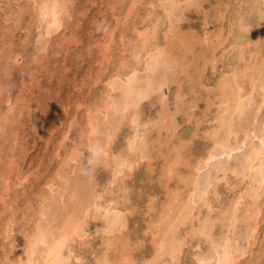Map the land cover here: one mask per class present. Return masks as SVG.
Returning a JSON list of instances; mask_svg holds the SVG:
<instances>
[{
  "label": "rangeland",
  "instance_id": "374dc122",
  "mask_svg": "<svg viewBox=\"0 0 264 264\" xmlns=\"http://www.w3.org/2000/svg\"><path fill=\"white\" fill-rule=\"evenodd\" d=\"M60 1L0 0V264H48L51 259L55 264H93L100 251L98 239L86 237L100 225L99 219L110 216L109 207L118 197L128 208L122 220L127 242L135 248L123 252L124 264L128 258L131 264H143L153 257L150 221L158 223L169 198L177 202L190 197L193 215L178 229V237L186 241L178 264H264V188L254 214L245 216L247 223L257 225L255 231L235 220L229 234L216 221L212 234L220 244L214 254L203 238L189 235L193 226L214 220L231 204L244 215L245 201L255 199L264 184L262 162L251 163L250 180L237 182L238 174L251 166L252 151L264 150V91L259 89L264 90V0ZM155 21L157 34L151 40ZM165 32L179 36L180 42L168 57L163 54ZM141 34L149 37L148 55L141 52ZM135 51L144 53L145 69L134 63ZM121 64L137 68L132 86L134 96L143 100L133 131L124 125L114 137L111 170L103 151L124 116L120 110L126 102L125 86L116 77L126 69ZM224 76H231L239 102L251 100L234 122L240 142L227 150L213 147L209 136L218 111L214 90ZM247 127L251 133L244 139ZM87 129L92 132L86 134ZM80 142L89 149L76 150ZM126 147L138 149L144 160L131 167L132 174L117 188L110 182L125 162ZM209 150L213 159L198 164ZM72 152L73 168L63 179L58 173ZM165 163L173 179L164 187L160 174ZM193 164H198V178L191 184L187 169ZM214 185L217 197L209 192ZM245 188L247 193L240 195ZM150 199L152 211L147 209ZM110 232L117 234L114 228ZM224 232L226 240L221 241ZM42 239L41 255L29 262L27 252ZM83 239L88 241L82 246Z\"/></svg>",
  "mask_w": 264,
  "mask_h": 264
},
{
  "label": "bare ground",
  "instance_id": "6f19581e",
  "mask_svg": "<svg viewBox=\"0 0 264 264\" xmlns=\"http://www.w3.org/2000/svg\"><path fill=\"white\" fill-rule=\"evenodd\" d=\"M62 3L64 0H61ZM60 1V2H61ZM160 1H164V0H160ZM179 2V1H178ZM58 6V5H57ZM56 7V5H55ZM59 7V6H58ZM45 8V7H43ZM42 9V8H40ZM51 9V8H50ZM57 9V8H56ZM55 9V10H56ZM61 10V6L59 8ZM246 9V8H245ZM59 10V12H61ZM62 10H64V8H62ZM238 11V10H237ZM42 13H44L42 11ZM57 13V11H56ZM160 14V13H159ZM43 17V16H42ZM220 18V17H219ZM57 19V17H56ZM57 21V20H56ZM55 21V22H56ZM156 23H153L152 26H150L151 28L153 27V34L152 36L150 37L151 40H154L155 39V34H157V21H155ZM207 22V21H206ZM54 23V22H53ZM251 23V22H250ZM257 23V22H256ZM56 24V23H55ZM54 24V25H55ZM238 25V24H237ZM149 26V25H148ZM262 26V25H261ZM49 27V26H48ZM243 30L246 31V27L241 24L240 26ZM136 29V28H135ZM160 29V28H159ZM248 31V29H247ZM144 33V31H143ZM152 33V32H151ZM179 33V32H178ZM191 33V32H190ZM172 34V33H171ZM171 34H168L167 32H165L164 34V37L166 38V44L163 46L165 48V51L163 52L164 56H170L172 54V50H176V45L180 42H178V39H179V36L178 37H175L174 35H171ZM175 34V33H173ZM239 35V34H238ZM139 36V35H138ZM189 36V35H188ZM220 36V35H218ZM217 36V37H218ZM140 37V36H139ZM149 37H147L146 34L142 35L141 34V37L140 39L142 40L140 42L141 44V52H146V54L148 55L150 53V50H152V46L148 47L150 48V50H148V48H146V42H148V39ZM181 38V37H180ZM190 38V37H189ZM188 38V42L191 41L190 39ZM139 39V38H138ZM186 39V38H185ZM181 40V39H180ZM254 40V39H253ZM183 41V40H182ZM181 41V42H182ZM193 41V40H192ZM238 41V40H237ZM184 42V41H183ZM150 43V42H149ZM148 43V44H149ZM134 44V43H133ZM178 44V46H179ZM189 44H191L189 42ZM188 44V45H189ZM245 44V43H244ZM248 44V43H247ZM137 45V44H136ZM160 45V44H159ZM194 45V44H193ZM155 46V45H154ZM153 46V47H154ZM135 47V46H134ZM159 46H157V48L155 47V49H158ZM162 47V48H163ZM190 47V46H189ZM241 47V46H239ZM175 48V49H174ZM190 49V48H189ZM201 49V48H200ZM204 49V48H203ZM139 50V49H138ZM161 50V49H160ZM179 50V48H178ZM162 51V50H161ZM231 52V51H230ZM152 53V52H151ZM157 53V52H156ZM133 54V61L134 63L136 64L137 67H140L142 65H144L143 69H145V66L147 67L146 64L143 63L142 61V57L144 55H141V54H144V53H141L140 54V51L137 52L135 51ZM131 54V55H132ZM146 55V56H147ZM154 55V54H153ZM240 55H241V52H240ZM142 56V57H141ZM246 56V55H245ZM242 58V57H241ZM133 61H130V62H133ZM123 62V61H122ZM124 62L125 59H124ZM123 62V63H124ZM128 62V61H127ZM126 64H129V63H126ZM132 65V63H130ZM134 65V64H133ZM262 65V64H261ZM237 67V66H236ZM248 67V66H247ZM121 68L124 69V72L121 73V74H118V76L116 75H112V77L116 76L119 78V80L123 83V85L125 86L124 87V92H125V105L123 106V108H121V112L124 114L122 120L120 122H117V124L114 126L113 128V131H114V135H108L107 137V143L105 144V149H104V156H105V161L107 162V165L109 166V168L112 170V161H111V145H112V142L114 141V137L115 135H117V131L118 129L124 125H128V127H130V129L133 131L134 129V117L139 115L140 112H138V109H139V102L141 100H143V98L141 97H138V96H134V87L132 86V82L133 80H135V74L136 72H138L137 68L135 67H132V66H125L123 64H121ZM120 68V69H121ZM235 68V66H234ZM256 68V67H255ZM200 69V68H199ZM254 69V68H253ZM257 69V68H256ZM127 70V71H126ZM137 70V71H136ZM203 70V69H202ZM247 70V69H245ZM122 71V70H121ZM120 72V71H119ZM239 72H237L238 74ZM222 74V73H221ZM226 74V73H225ZM258 74V72H257ZM200 75V74H199ZM228 75V74H227ZM241 75V74H240ZM201 76V75H200ZM223 76V75H222ZM238 76V75H237ZM248 76V75H247ZM111 77V78H112ZM193 83V82H192ZM198 83V82H197ZM115 84V83H114ZM200 84V83H199ZM117 86V85H116ZM118 88V87H117ZM235 87V84L234 82L231 80V76H224L222 77L216 84L215 86V93L217 92V95L218 97H214L216 99H218V105L215 104L217 106V116L215 117V120L213 119V122H216L214 123L215 127L211 129L210 131V137L212 140V146L213 147H222L223 149H230V148H233L234 146H236V144H238L240 141H238V138H237V134H236V130L234 131V122L236 121V118L239 119V117L245 112L244 110H246V108L248 107L247 105H250V102L251 100H248L246 101L245 103H242V102H239L237 97L233 96V90H234ZM257 88V87H256ZM259 89H261V91H264L261 87H259ZM211 90V89H210ZM109 93L110 91H112V87H109ZM238 91V89H237ZM260 91V92H261ZM108 93V92H107ZM237 93V92H236ZM240 93V92H239ZM237 93V94H239ZM261 94V93H260ZM232 96V99L230 100V97ZM237 96V95H236ZM260 96V95H259ZM263 98V96H262ZM253 99V98H252ZM255 99V98H254ZM264 98L262 99V102H263ZM257 102V101H256ZM260 102V101H259ZM145 103V102H144ZM205 105H207L209 103V101L207 102H204ZM102 104V103H101ZM174 104V103H173ZM172 104V105H173ZM197 104V103H196ZM252 104V103H251ZM142 105V104H141ZM258 105V104H257ZM262 105V104H260ZM259 105V106H260ZM143 106V105H142ZM168 106V105H167ZM199 106V105H197ZM251 106V105H250ZM249 106V107H250ZM141 109V108H140ZM254 109V108H253ZM256 109V107H255ZM259 109H261L259 107ZM215 110V109H214ZM257 110V109H256ZM203 111V110H201ZM248 111V110H247ZM207 112V111H206ZM255 112V111H254ZM258 112V111H257ZM208 115V114H207ZM248 115V114H247ZM251 115V114H250ZM253 115V113H252ZM256 115V114H255ZM165 116V119H166V123H170L169 119H168V116H166V114L164 115ZM245 116V115H244ZM252 117V116H251ZM86 119V118H85ZM250 119V118H249ZM244 121V120H243ZM253 121V119H252ZM196 122V121H195ZM239 122V121H238ZM145 123V122H144ZM165 123V124H166ZM240 123V122H239ZM242 123V122H241ZM243 124V123H242ZM255 124V123H254ZM237 125V124H236ZM240 125V124H239ZM251 125V124H250ZM238 126V125H237ZM235 126V127H237ZM243 127V126H242ZM240 128V127H239ZM244 128V127H243ZM79 129V128H78ZM122 130V128H120ZM119 129V130H120ZM244 131V130H243ZM89 132H92V130L90 129H87L86 131V134H88ZM242 133V132H241ZM251 133V128L247 127V129L244 131V139L247 138L248 134ZM92 134V133H91ZM126 136V135H125ZM120 137V136H119ZM159 137V136H158ZM129 138V137H128ZM106 139V138H105ZM231 139H234L233 143H231ZM242 139V138H241ZM243 139V140H244ZM129 140V139H128ZM135 141V140H134ZM246 141V140H245ZM124 142V141H123ZM210 142V141H209ZM162 143V142H161ZM135 145V144H134ZM169 146V145H168ZM167 146V147H168ZM211 146V147H212ZM83 147V148H82ZM134 147V146H133ZM128 148L126 147V150L125 148L123 149V152L125 155H123V158L125 156V162L122 166H120V168H118L119 170L116 172V175H114V177L111 179V182L110 184H114L117 188H121L122 186H119L121 185L120 183H123L124 182V179L126 177H128L131 173L130 169L131 167H135L137 166V164L139 162H142L144 159L141 155V152L138 151V149H135V148ZM210 147V149H211ZM159 148V147H158ZM76 150L78 149H85V150H88L89 147H88V144L87 143H81L77 146V148H75ZM96 149V148H95ZM94 149V151H96ZM160 150V149H159ZM162 150V149H161ZM212 150V149H211ZM81 151V150H80ZM182 151V150H181ZM184 151V150H183ZM229 151V150H228ZM234 151V150H233ZM111 152V153H110ZM168 153V152H167ZM201 153V152H200ZM113 154V153H112ZM205 156H203V159L201 160H197L199 161L198 164H200L202 162V160L206 161V162H209V160L213 159L214 155L212 156L211 155V152L210 150L207 151V153L205 152ZM164 155V154H163ZM162 155V156H163ZM230 155V154H229ZM69 156V155H68ZM74 156V153L72 152L71 155L68 157V159L65 161V164H63V166L61 167V169L59 170V176H61L63 179L66 177V174L69 173L68 171H72V165H71V160ZM171 156V154H170ZM173 156V155H172ZM177 156V154L175 155V157ZM166 157V156H165ZM181 157V156H180ZM193 157V156H192ZM122 158V159H123ZM171 158V157H170ZM172 159V158H171ZM176 159V158H175ZM174 159V160H175ZM179 159V158H177ZM192 159V158H191ZM142 160V161H141ZM190 160V159H189ZM249 162L248 164H251L252 162L253 163H259V162H262L264 163V150L261 149V150H256L254 149L251 153V156L250 158L248 159ZM104 161V163H105ZM171 161V160H170ZM176 161V160H175ZM179 161V160H178ZM178 161H176L177 163H179ZM188 161V160H187ZM214 161V160H213ZM158 162V161H157ZM167 162V160H166ZM182 162V161H181ZM185 162V161H184ZM191 162V161H190ZM103 163V162H102ZM148 163V162H147ZM175 163L177 166L179 165ZM189 164V161L186 162ZM186 163H183L186 164ZM166 164V163H165ZM174 164V163H173ZM174 164V165H175ZM197 164V165H198ZM175 165V166H176ZM197 165H192V168L187 169L189 171V175H190V183H195L197 178H198V171L196 170L197 168ZM106 166V165H105ZM140 166V165H139ZM168 165L166 164L165 166H163V169H162V172L160 174V181H162V183L164 184V187L166 185V183H169L171 180V178L173 179L172 177V174H171V170H170V167H167ZM150 169H151V166L149 165ZM182 167V166H181ZM184 167V166H183ZM186 167H188V165H186ZM191 167V165L189 166ZM58 168V167H57ZM138 168V167H137ZM182 170L183 168H180L178 170ZM185 169V168H184ZM180 170V171H181ZM177 172V174H179V172ZM253 171H254V166H249L247 172H244V173H241V174H238V180L237 182L239 181L240 183H244L243 181L247 178V179H251V176L253 174ZM103 172V171H102ZM108 172V171H107ZM152 172V171H151ZM160 172V171H158ZM186 172V171H185ZM57 173V172H56ZM173 173V171H172ZM176 172H174L175 174ZM180 175H181V172H180ZM178 176V175H177ZM175 177V176H174ZM179 177V176H178ZM183 177V176H182ZM158 178V177H157ZM159 179V178H158ZM176 179V178H175ZM181 179V177L179 178ZM178 179V180H179ZM185 179V178H183ZM51 180V179H50ZM157 180V179H156ZM177 180V179H176ZM175 180V181H176ZM230 180V179H229ZM175 181L173 184H175ZM177 182V181H176ZM126 183V182H125ZM63 184V183H62ZM97 184V183H96ZM109 184V183H108ZM160 184V183H159ZM185 184V183H184ZM188 184V183H187ZM60 186V185H59ZM128 186V185H127ZM192 186V185H190ZM189 186V187H190ZM233 186V185H232ZM63 186H60L59 188H62ZM125 187V186H124ZM161 187V186H160ZM174 187V186H173ZM181 187V186H180ZM236 185L233 186V188H235ZM66 188V187H64ZM179 188V187H178ZM219 188V187H218ZM222 188V187H221ZM257 188V187H256ZM263 188H264V184H262L258 191L256 192V196H255V199H249L247 201H245V197H242L245 201V213L244 215L241 214V209L235 205V204H231L229 205L230 207H226L224 212L223 213H220L218 216L215 217L214 220H211L210 219H206V222L203 221V223L199 226V228L195 229V227L193 226L192 229L190 230V237L192 238L193 236H197L199 238H203L206 242H208L210 244V248H209V252L211 253H216V246L218 245V243L220 242L217 238H215L212 234V226L215 224L216 221H218L221 226L223 227L224 231L225 232H230L229 234H232L231 233V229L233 228V223L235 220H238L240 223H242V225H245V227L249 228V230H251L250 227H252V229H254L253 227L257 226L255 224H253L252 226V223H247V218L245 217L246 215H252L254 214V207L258 204H256L257 200H258V194L260 192H263ZM106 189V187H105ZM127 189V188H126ZM66 190V189H65ZM107 190V189H106ZM103 191V189H102ZM186 191V190H185ZM216 185H214L212 187V190H210L209 192L213 193V195H215L216 197L218 196V193L216 192ZM239 191V190H238ZM242 191V190H241ZM67 192V190H66ZM172 192H174L172 190ZM220 192V191H219ZM65 193V192H64ZM110 193H112V189H110ZM239 193V192H238ZM247 193V188L244 189L243 192L240 193V195H244ZM167 194V192H166ZM100 195V194H99ZM112 195V194H111ZM120 195V194H119ZM146 195V194H145ZM126 196V195H125ZM183 196V195H182ZM237 196V195H236ZM72 197V196H71ZM104 197V195H103ZM118 197V196H117ZM76 198V197H75ZM191 198V197H190ZM188 198V200L190 199ZM87 199V198H86ZM119 199V197L116 199V201H114L110 207H109V214L110 216L107 217L106 219H99V222L100 225L97 226L95 225L93 227V229L90 231V233H88L87 237L86 238H89V237H93V235H96L97 239H98V245L100 247V251H98V253L96 254V257L94 258V262L93 264H124L122 263V257L123 256H126L127 253L125 252V254H123L124 251H131L133 250L134 251V243L133 245H130V243H128V238H127V225L124 221V219L122 220V216H126V213L128 211V208L124 205V202H119L117 201ZM263 199V198H262ZM74 200V199H73ZM123 200V199H122ZM154 200V199H153ZM152 199H150V203L148 204V211H152L154 210L153 208V201ZM169 202H165L166 203V206H168L167 210L166 208H162L161 210V213L160 216H159V219H158V223L155 224L156 221H150V224L147 228V230L149 231V233H151V246H152V251H153V254H152V258L150 259H146L145 262H143V264H178L179 262V257H180V253L182 251V248L183 246H185V239L184 238H181V237H178V229L182 226H186L188 224V221L190 220L189 218L191 217V214H192V208L190 207V202H187L186 199L184 200H178L177 202H174V198H169ZM211 200V199H210ZM209 200V201H210ZM85 201V200H84ZM87 201V200H86ZM112 201V200H111ZM110 201V202H111ZM128 201V200H127ZM162 201V200H160ZM215 201V200H214ZM259 201V200H258ZM212 202V201H211ZM219 202V201H218ZM81 203V201H80ZM85 203V202H84ZM87 203V202H86ZM137 203V202H135ZM164 203V205H165ZM221 203V202H220ZM68 204V203H67ZM128 204V203H127ZM204 204V203H203ZM260 204V203H259ZM78 205V203H77ZM81 205V204H80ZM79 205V207H80ZM223 205V204H222ZM225 205V204H224ZM262 205V204H261ZM260 205V206H261ZM76 206V205H74ZM59 207V206H58ZM83 207V206H82ZM163 207V206H162ZM165 207V206H164ZM215 207V206H214ZM213 207V208H214ZM75 208V207H74ZM81 208V207H80ZM217 209H219L218 207H215ZM57 209V208H56ZM138 209V208H137ZM60 210V209H59ZM139 210V209H138ZM58 211V210H56ZM77 211V210H76ZM108 211V210H107ZM137 211V210H136ZM263 211V210H262ZM60 212V211H59ZM67 212V211H66ZM130 212H134V209H130ZM229 212V213H228ZM84 213V212H83ZM242 213H243V210H242ZM63 214V213H62ZM66 214V213H64ZM69 214V213H68ZM136 214V213H135ZM157 214V213H156ZM61 215V214H60ZM71 215V214H70ZM77 215V214H76ZM85 215V213H84ZM193 215V214H192ZM248 215V216H249ZM56 216V215H55ZM51 217V216H50ZM78 217V216H77ZM195 218V217H194ZM251 218V217H250ZM264 218V217H263ZM205 219V217H204ZM199 220V219H198ZM251 220V219H250ZM255 220V219H254ZM63 221V220H62ZM253 221V220H252ZM251 221V222H252ZM82 223V222H81ZM191 223V222H190ZM189 223V224H190ZM257 223V222H256ZM155 224V225H154ZM258 224V223H257ZM39 225V224H38ZM69 225V224H68ZM156 225H160V226H156ZM41 226V225H40ZM44 226V225H43ZM39 228V227H38ZM41 228V227H40ZM39 228V229H40ZM66 228V227H65ZM114 228L116 231H117V234L114 235V233L110 232V230ZM38 231V230H37ZM235 231V230H234ZM255 231V229H254ZM36 232V231H35ZM51 232V230H50ZM225 232L222 233L220 235V239L222 241V239H224L226 236H225ZM52 233V232H51ZM63 233V232H62ZM129 233V232H128ZM29 234V233H28ZM55 234V233H54ZM217 234V233H216ZM41 235V234H40ZM51 235V234H50ZM129 235V234H128ZM146 235H148L146 233ZM186 235L188 236V232L186 233ZM56 236H57V233H56ZM258 236V235H257ZM264 236V235H263ZM51 237V236H49ZM72 237V236H71ZM229 237V236H227ZM38 238V237H36ZM42 238V237H41ZM46 238V237H45ZM81 238V237H80ZM187 238V237H186ZM231 238V237H230ZM229 238V239H230ZM33 239V238H32ZM40 239V238H39ZM48 239V238H47ZM85 239V238H84ZM83 239V240H84ZM137 239V237H136ZM258 239V238H256ZM48 240L52 241V238H49ZM82 240V241H83ZM88 241V239H86ZM86 240L83 241L82 243V246L83 245H86L87 242ZM226 240V239H224ZM47 241V240H46ZM49 241V242H50ZM77 241V240H76ZM128 241V242H127ZM229 241V240H228ZM39 243L37 244H33L32 245V248L30 251L27 252L26 254V257H27V260L29 262H32L33 260H35V258L39 257L41 255V247H45L44 245V239L42 240H39L38 241ZM75 243V242H74ZM78 243V242H76ZM97 243V242H96ZM194 243V242H193ZM226 243V242H225ZM228 243V242H227ZM32 244V243H31ZM208 244V245H209ZM220 244V243H219ZM254 244V243H253ZM30 245V244H29ZM137 245V244H136ZM140 245V244H139ZM207 245V244H206ZM226 245V244H225ZM258 245V244H257ZM52 246V245H51ZM56 246V245H55ZM76 246V245H75ZM94 246V245H93ZM123 247L124 249L120 250L119 247ZM203 246V244L201 245ZM221 246V245H220ZM69 247V246H68ZM92 247V246H91ZM28 248V247H27ZM30 248V247H29ZM53 249L55 248H58V247H52ZM235 248V247H234ZM185 249V248H184ZM46 250V249H45ZM70 250V249H69ZM89 250V249H87ZM261 250V249H260ZM56 251V250H54ZM73 251V250H72ZM90 251V250H89ZM234 251V250H233ZM254 251V250H253ZM59 252V251H57ZM74 252V251H73ZM196 252V251H195ZM226 253H230V248L229 247H226ZM55 253V252H54ZM71 253V252H70ZM219 254V253H218ZM264 254V253H263ZM54 255V254H53ZM52 255V256H53ZM130 255V254H129ZM195 255V254H194ZM197 255H203L201 253H197ZM195 255V256H197ZM55 256V255H54ZM95 256V255H94ZM151 256V255H150ZM194 256V257H195ZM204 256V255H203ZM219 256V255H218ZM227 256V255H225ZM229 256V255H228ZM47 257V256H45ZM76 257V255H75ZM201 257V256H200ZM41 258V257H40ZM51 258V257H50ZM49 258V259H50ZM73 257H71L72 259ZM79 258V256H78ZM124 258V257H123ZM128 258V257H127ZM132 258V257H131ZM223 258V257H222ZM47 259V258H46ZM125 259V258H124ZM23 259H21L22 261ZM48 260V259H47ZM73 260V259H72ZM261 261V260H260ZM47 262V261H46ZM49 262V261H48ZM47 262V263H48ZM50 262H52V264H55L54 261L51 259ZM48 263V264H51V263ZM126 262V261H125ZM25 263V262H24ZM33 263V262H32ZM27 264V263H26ZM45 264V262H44ZM58 264V263H57ZM88 264V263H87ZM127 264H131V261H130V258H128V262ZM258 264V263H257ZM262 264V263H261Z\"/></svg>",
  "mask_w": 264,
  "mask_h": 264
}]
</instances>
